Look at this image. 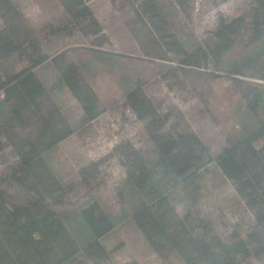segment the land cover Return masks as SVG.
Listing matches in <instances>:
<instances>
[{
	"label": "trees",
	"instance_id": "1",
	"mask_svg": "<svg viewBox=\"0 0 264 264\" xmlns=\"http://www.w3.org/2000/svg\"><path fill=\"white\" fill-rule=\"evenodd\" d=\"M35 1L40 30L14 0H0V154L8 151L15 160L0 171V264H115L126 243L114 237L129 228L166 264H264V0L237 17H220L205 43L187 40L182 16L193 11V0H112L130 8L128 30L157 75L190 92L218 128L226 148L216 158L176 107L149 95L142 80L118 75L121 56L102 48L107 37L91 0ZM77 37L94 38V45L49 54L59 48L54 41ZM103 73L118 88L109 101L97 89ZM221 78L246 104L238 121L222 116L197 84ZM66 97L80 111L75 120L62 107ZM122 101L145 123L150 146L115 147L126 170L117 189L120 213L94 196L82 206L67 204L75 185L64 180L54 155ZM102 165L81 169L83 183L96 182ZM208 173L223 185L222 212L236 221L226 225L229 237L219 235L201 206L199 182Z\"/></svg>",
	"mask_w": 264,
	"mask_h": 264
},
{
	"label": "rangeland",
	"instance_id": "2",
	"mask_svg": "<svg viewBox=\"0 0 264 264\" xmlns=\"http://www.w3.org/2000/svg\"><path fill=\"white\" fill-rule=\"evenodd\" d=\"M20 11L27 17L30 24L40 30L44 25L40 4L35 0H14ZM254 4V0H230L225 3L215 4L214 0H193V11L189 16H182V21L187 23L191 33V43H205L209 34L216 28L219 18H234L242 14ZM124 3L115 6L112 0H91L88 6L100 23L107 42L102 48L120 55L121 68L118 75L129 74L135 79L147 83V92L155 99L165 101V106H174L183 115L186 123L200 137L211 155L216 158L226 148V143L219 133L218 128L203 112L201 106L188 91H181L169 82L157 75L158 69L150 64L141 50L140 44L132 37L128 30L129 21L133 18L130 8L121 10ZM59 48L50 49L53 55L60 49L68 46L86 45L93 46L94 38L83 39L77 37L71 41L53 42ZM51 45V47L53 46ZM233 53L227 56L232 59ZM85 61L89 56H84ZM28 64L20 65L21 68ZM92 71L100 70L90 66ZM47 78L54 72L47 73L39 69ZM255 83H261L255 79ZM199 88L207 89L211 94V100L217 104L222 116L233 115L237 121L245 112V102L240 95L231 88V81L221 78L210 83L205 80L197 82ZM98 92L103 93L107 101L118 93L116 82L108 74L103 73L97 79ZM66 114L73 120L80 115L79 109L66 97L62 102ZM123 142H131L137 147L149 148L150 142L145 131V123L140 121L137 115L122 101L105 114L90 122L84 129L75 133L72 137L61 143L53 157L54 165L58 168L67 183H74V192L67 204L82 206L94 196L102 198L108 203L115 213H120L121 204L117 198V189L125 177V168L120 159L114 155L115 147ZM102 160V174L96 182L88 187L83 183L79 172L93 162ZM8 151L0 154V171L14 163ZM202 188L201 206L206 213H210V219L214 223L217 232L222 237H229L232 233L228 223L235 224L232 218L222 212V206L217 201V194L223 188L222 183L214 182L210 173L199 182ZM224 207V206H223ZM250 221V219H247ZM117 242L126 243V248L113 260L115 264H166L154 255H149V248L142 235L135 229L123 230L114 237ZM90 264V263H86ZM262 264V263H256Z\"/></svg>",
	"mask_w": 264,
	"mask_h": 264
}]
</instances>
